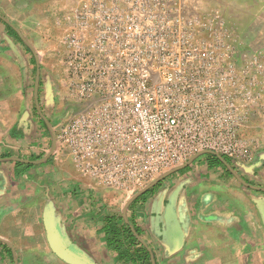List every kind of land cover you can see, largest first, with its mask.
<instances>
[{
	"label": "built area",
	"instance_id": "built-area-1",
	"mask_svg": "<svg viewBox=\"0 0 264 264\" xmlns=\"http://www.w3.org/2000/svg\"><path fill=\"white\" fill-rule=\"evenodd\" d=\"M57 22L54 155L92 188L129 199L203 152L241 167L264 152V63L218 21L178 0H82Z\"/></svg>",
	"mask_w": 264,
	"mask_h": 264
},
{
	"label": "crops",
	"instance_id": "crops-1",
	"mask_svg": "<svg viewBox=\"0 0 264 264\" xmlns=\"http://www.w3.org/2000/svg\"><path fill=\"white\" fill-rule=\"evenodd\" d=\"M81 1L0 0V264H133L119 261L105 242L101 228L109 215L139 229L136 233L130 225L150 263L264 264V183L257 177L261 173L254 176L259 162L241 167L226 158L229 163L218 159L222 166L210 167L207 160L195 164L197 157L129 199L115 192L120 197L100 195L85 180L62 171L55 149L42 164L24 162L45 157L33 160L45 151L44 139L34 140L39 135L26 120L30 62L36 71L31 50L41 54L46 47L36 31L53 26V33L59 27L53 16ZM178 1L190 17L218 21L232 31L240 50L264 57V0ZM39 80L40 73L38 105ZM31 86L34 103L35 77ZM171 175L178 177L170 185ZM48 210L58 248L47 239Z\"/></svg>",
	"mask_w": 264,
	"mask_h": 264
},
{
	"label": "rangeland",
	"instance_id": "rangeland-1",
	"mask_svg": "<svg viewBox=\"0 0 264 264\" xmlns=\"http://www.w3.org/2000/svg\"><path fill=\"white\" fill-rule=\"evenodd\" d=\"M63 14V12H59L56 13L53 16V19H51V22H54V19L57 20L59 19V17H61V15ZM55 24V22H54ZM55 27V31H52L53 26L50 27V30H42V32H38L35 34L36 36L40 37L41 36V40L44 41V43L46 44V47L41 49L39 52L41 54H39L37 52V50L33 47L34 51H35V55L38 59V65H39V73L40 75L42 74V78L45 84V87H43V106H41L39 104V109L41 114L47 119L49 125H50V129L54 130V125L59 122L60 119L64 118V114L65 111H63V106H62V102L61 100H58V95L57 93L59 92V90L61 89L60 85H61V80H62V66H61V62H60V58H61V54H62V50L63 47L61 45V40L65 34V28L64 27ZM232 32V31H231ZM234 34V33H233ZM31 36V35H30ZM55 42L56 46L53 47L52 43ZM33 58V56L31 57ZM255 61H260L264 63V57H254ZM29 77L27 78V88L29 86L28 92H27V99H28V107H27V116H26V120L29 122V125L32 128H36L37 132L35 133V135H39L38 138H34L35 139H44L43 142V147H44V152H42V154L40 156L44 157L45 154L47 153V151H49L50 147H51V135L50 132L46 127V130L42 127V124L39 122L38 117L35 115L34 113V103H33V95H32V81L35 77V66L34 63H29ZM28 82L29 83L28 85ZM49 92V96H50V101L47 99L46 101V93ZM40 118V116H39ZM41 119V118H40ZM42 120V119H41ZM43 121V120H42ZM44 123V121H43ZM45 124V123H44ZM252 125L254 126V131H253V135L256 136L257 138H259V136H262V130H261V123L259 120L253 121ZM43 129L45 130L43 133V137L40 136L41 133L43 131ZM264 152L262 151L260 153V155H263ZM39 156V157H40ZM207 159L206 155H202L200 157H198L197 159H195L194 163L195 164H200V165H205V161ZM259 162L261 164H257L258 168L256 167V174H254V176L257 175V173H261L260 177L259 175H257L259 181H262V183H264V180L262 179V174L264 173V159H262L261 161H259L258 159L254 161V163ZM6 163H10V162H6ZM60 163L59 161L57 162V164ZM253 163V164H254ZM55 164V161H51V164L48 166H52ZM251 164V165H253ZM60 166H62V171L64 172H71L74 176H76L75 172L73 171V169L70 166V163L67 161L66 163H63ZM190 169V168H189ZM189 169H186L185 171H188ZM178 176H168L166 179V183L170 182V185L172 184V182L174 181V178H177ZM67 185H70V187H74L75 184L68 182ZM169 185V184H168ZM97 191V193L101 194H113V195H117V197H120L119 194H115L113 191L107 190V189H103L100 188L98 189L97 187H93V191ZM122 199V197H121ZM119 207L123 206L122 202L117 204Z\"/></svg>",
	"mask_w": 264,
	"mask_h": 264
},
{
	"label": "trees",
	"instance_id": "trees-1",
	"mask_svg": "<svg viewBox=\"0 0 264 264\" xmlns=\"http://www.w3.org/2000/svg\"><path fill=\"white\" fill-rule=\"evenodd\" d=\"M34 113L38 117L42 127L46 130L45 124L39 118V114L37 113L35 107ZM40 158H42V156L34 158L33 160ZM223 159L229 163L226 157H223ZM206 160L210 167L222 166L221 162L215 156L207 155ZM29 167H31V165H26V168ZM130 225L124 224L120 218L114 215L104 217L101 231L104 234V239L107 246L116 252L119 261L133 264L138 262H146V264H151L148 251L138 243L137 239L131 232ZM131 226L134 228L136 233H138L139 229L134 225Z\"/></svg>",
	"mask_w": 264,
	"mask_h": 264
},
{
	"label": "water",
	"instance_id": "water-1",
	"mask_svg": "<svg viewBox=\"0 0 264 264\" xmlns=\"http://www.w3.org/2000/svg\"><path fill=\"white\" fill-rule=\"evenodd\" d=\"M32 53H33V56L35 58V63H36V74H35V89H34V104H35V109L37 111V113L39 114L40 118L44 121L45 125L47 126L49 132H50V135H51V147L48 151V153H46L45 157L40 159V160H37V161H24L28 164H42L44 162H46L50 157L51 155L53 154V151L55 149V145H56V141H55V134L53 132V130L50 129V125L47 121V119L41 114L40 112V109H39V105H38V99H37V85H38V78H39V65H38V59L35 55V53L33 52V50H31ZM49 92L46 93V101L47 99L50 101V96H49ZM201 155H213L215 157H217L221 162L224 163L223 161V158L219 155H216V154H213L211 152H203L201 154H199L198 156H201ZM197 156V157H198ZM195 158L191 159L190 161H188L187 163H185L183 166L175 169L176 171L177 170H180V169H183L184 167L187 166L188 163H190L191 161H193ZM262 159H264V154L263 155H259L258 156V160L261 161ZM11 160H18V159H11ZM257 166V165H256ZM245 167H251L250 166H245ZM258 167V166H257ZM235 175V174H234ZM164 176H166V173L162 174L159 178H157L153 183H151L149 186H147L146 188H144L142 191L138 192L136 195H134L135 197L141 193H143L146 189H148L149 187L153 186L155 183L159 182L161 180V178H163ZM236 176V175H235ZM244 186H246V184L242 181H240ZM247 187H250V186H247ZM133 196V198H134ZM132 198V197H131ZM127 205L125 206V209H126ZM49 209L51 210V207H49ZM45 230H46V233H47V239H48V242L49 244L51 245V247H56L58 248V246H61V243L59 241V238H58V235H57V232H56V229L54 227V223H53V219H52V214L51 212L48 210L47 213H46V222H45ZM139 242L142 244V245H145L141 240H139ZM54 249V248H53ZM151 263L154 264V260L152 259L151 260Z\"/></svg>",
	"mask_w": 264,
	"mask_h": 264
},
{
	"label": "flooded vegetation",
	"instance_id": "flooded-vegetation-1",
	"mask_svg": "<svg viewBox=\"0 0 264 264\" xmlns=\"http://www.w3.org/2000/svg\"><path fill=\"white\" fill-rule=\"evenodd\" d=\"M43 87H44V81H43L42 74H41L40 80H39V96H38L41 106H43Z\"/></svg>",
	"mask_w": 264,
	"mask_h": 264
}]
</instances>
